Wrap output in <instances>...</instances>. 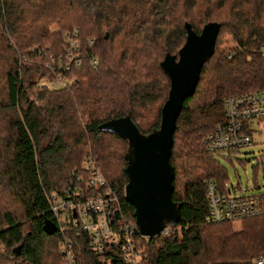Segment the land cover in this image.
<instances>
[{
    "label": "trees",
    "instance_id": "1",
    "mask_svg": "<svg viewBox=\"0 0 264 264\" xmlns=\"http://www.w3.org/2000/svg\"><path fill=\"white\" fill-rule=\"evenodd\" d=\"M211 20L219 23L213 52L172 133L170 196L179 220L166 233L137 240L146 264H245L264 255V212L205 221L204 180L229 186L220 155L201 143L223 119L225 96L264 88V53L256 49L264 41V0H0V264H61L60 233L41 228L44 217L53 220L48 194L62 190L88 154L118 211L134 221L123 198L126 141L97 124L128 114L141 132L156 128L168 89L159 60L182 44L184 21L199 31ZM73 27L81 62L59 68L64 31ZM222 33L232 46L218 47ZM57 72L64 86L40 83ZM70 231L77 264H103L84 233ZM110 264L123 263L115 257Z\"/></svg>",
    "mask_w": 264,
    "mask_h": 264
},
{
    "label": "built area",
    "instance_id": "2",
    "mask_svg": "<svg viewBox=\"0 0 264 264\" xmlns=\"http://www.w3.org/2000/svg\"><path fill=\"white\" fill-rule=\"evenodd\" d=\"M79 28L64 31L63 57H58L59 68L68 69L70 63L80 64L82 52L78 36ZM92 39H88L91 44ZM257 50L264 53V41ZM91 66L97 64L95 57L89 58ZM48 86H64L65 78L57 72L50 80L40 81ZM223 119L204 134V148L217 155L252 144L251 134L254 121L264 118V88L227 95L222 100ZM80 169H73L62 190H51L48 194V209L60 233L58 245L61 264H77L72 228L84 233L87 246L93 254L101 255L103 264H110L115 257L123 264H146L144 248L139 244L134 221L124 217L117 209L116 196L106 185L105 178L93 157L82 158ZM206 222L235 220L255 216L264 212V190L248 194L231 193L234 187L220 189L216 180L205 179ZM118 216L114 217V210ZM176 226V225H175ZM173 226V227H175ZM71 228L69 231L64 228ZM170 228L165 226L161 232ZM178 235L180 228L176 227ZM245 264H264V255L258 254Z\"/></svg>",
    "mask_w": 264,
    "mask_h": 264
},
{
    "label": "water",
    "instance_id": "3",
    "mask_svg": "<svg viewBox=\"0 0 264 264\" xmlns=\"http://www.w3.org/2000/svg\"><path fill=\"white\" fill-rule=\"evenodd\" d=\"M183 28L184 40L177 51L165 52L158 62L168 78L158 126L141 132L128 114L97 124L99 131L115 133L126 141L123 198L132 206L138 233L147 239L165 226H175L179 220V204L170 196L173 170L168 158L172 133L182 101L193 93L201 66L213 52L219 23L207 21L199 31H194L190 23L184 21ZM117 216L115 209L114 217ZM41 228L47 234L57 231L55 223L47 217L42 219Z\"/></svg>",
    "mask_w": 264,
    "mask_h": 264
},
{
    "label": "rangeland",
    "instance_id": "4",
    "mask_svg": "<svg viewBox=\"0 0 264 264\" xmlns=\"http://www.w3.org/2000/svg\"><path fill=\"white\" fill-rule=\"evenodd\" d=\"M55 28L57 26L52 24L51 29ZM232 43L226 33H222L217 41L218 47H230ZM253 125L255 129L251 134L252 144L230 151L228 158L222 157L227 153H220L218 156L219 162L226 169V185L234 187L231 193L235 195L264 190V118L255 120Z\"/></svg>",
    "mask_w": 264,
    "mask_h": 264
}]
</instances>
